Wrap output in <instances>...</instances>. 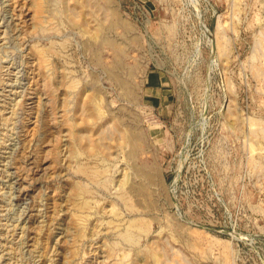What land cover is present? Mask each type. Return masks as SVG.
I'll use <instances>...</instances> for the list:
<instances>
[{
  "label": "rangeland",
  "instance_id": "374dc122",
  "mask_svg": "<svg viewBox=\"0 0 264 264\" xmlns=\"http://www.w3.org/2000/svg\"><path fill=\"white\" fill-rule=\"evenodd\" d=\"M0 264H264V0H0Z\"/></svg>",
  "mask_w": 264,
  "mask_h": 264
},
{
  "label": "bare ground",
  "instance_id": "6f19581e",
  "mask_svg": "<svg viewBox=\"0 0 264 264\" xmlns=\"http://www.w3.org/2000/svg\"><path fill=\"white\" fill-rule=\"evenodd\" d=\"M6 15H8V14H6Z\"/></svg>",
  "mask_w": 264,
  "mask_h": 264
}]
</instances>
